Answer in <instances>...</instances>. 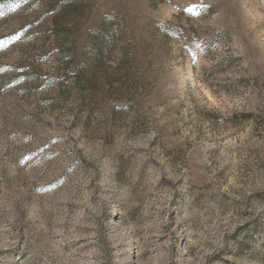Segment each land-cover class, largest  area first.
<instances>
[{"label": "rangeland", "instance_id": "rangeland-1", "mask_svg": "<svg viewBox=\"0 0 264 264\" xmlns=\"http://www.w3.org/2000/svg\"><path fill=\"white\" fill-rule=\"evenodd\" d=\"M0 264H264V0H0Z\"/></svg>", "mask_w": 264, "mask_h": 264}, {"label": "snow or ice", "instance_id": "snow-or-ice-1", "mask_svg": "<svg viewBox=\"0 0 264 264\" xmlns=\"http://www.w3.org/2000/svg\"><path fill=\"white\" fill-rule=\"evenodd\" d=\"M0 43H5V42H0Z\"/></svg>", "mask_w": 264, "mask_h": 264}]
</instances>
